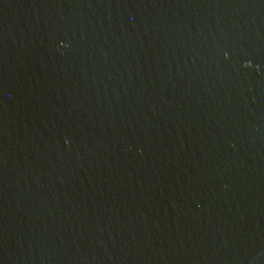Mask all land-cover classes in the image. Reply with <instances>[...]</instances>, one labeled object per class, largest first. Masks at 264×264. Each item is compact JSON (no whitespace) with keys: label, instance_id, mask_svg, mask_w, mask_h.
<instances>
[{"label":"water","instance_id":"water-1","mask_svg":"<svg viewBox=\"0 0 264 264\" xmlns=\"http://www.w3.org/2000/svg\"><path fill=\"white\" fill-rule=\"evenodd\" d=\"M0 264H264V0H0Z\"/></svg>","mask_w":264,"mask_h":264}]
</instances>
